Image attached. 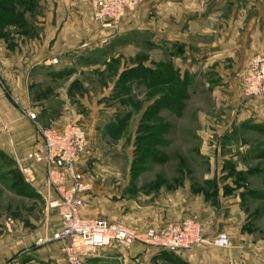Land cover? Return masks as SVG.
<instances>
[{
	"label": "rangeland",
	"instance_id": "obj_1",
	"mask_svg": "<svg viewBox=\"0 0 264 264\" xmlns=\"http://www.w3.org/2000/svg\"><path fill=\"white\" fill-rule=\"evenodd\" d=\"M78 1L76 10L88 17L80 14L68 21L67 16L53 19L56 10L68 13V7L53 5V0H0V44L22 64L26 52L48 59L31 68L28 77L38 107L36 126L77 122L87 129L92 120L91 154L84 164L91 205L100 215L136 227L186 216L202 227L217 225L218 232H228L233 226L230 207L237 202L238 218L249 220L246 229L264 231V117L241 115L244 103L255 98L243 91L244 75L252 59L264 52L251 56L238 91L246 102L235 107L234 92L219 89L222 79L216 71L185 73L177 67L186 51L199 59L204 47L188 49L157 39L136 29L144 22L128 20L146 1L117 26L106 27L110 33L97 30L93 36L87 28L104 26L94 21L86 0ZM202 1L206 7H235L240 32L226 53L238 54L239 40H245L252 25L264 38V0ZM155 10L150 8L145 23L160 21ZM224 10L223 16L233 13ZM72 43L80 47L60 52L58 47ZM53 57L59 58L55 65L50 64ZM14 101L20 102L18 97ZM27 156L23 164L0 149V264H67L60 251L49 247L60 216L47 208L41 187L26 175ZM89 208L84 217H92ZM234 232L236 237L239 231ZM131 249H112L86 264H172L166 251L131 256Z\"/></svg>",
	"mask_w": 264,
	"mask_h": 264
},
{
	"label": "crops",
	"instance_id": "obj_2",
	"mask_svg": "<svg viewBox=\"0 0 264 264\" xmlns=\"http://www.w3.org/2000/svg\"><path fill=\"white\" fill-rule=\"evenodd\" d=\"M79 1L81 2L82 0ZM145 1V5L142 6L140 10L135 12L132 16L128 15L131 16L128 20L132 19L133 23L136 21L138 23L144 22L143 26H139V28L137 27L136 29L148 30L157 39L164 38L173 43H183L184 45H187V48L196 45L204 47V52L199 59H194L195 57L186 51L184 53L185 59L183 60V64H181V66L176 64L178 65L177 67H181L180 69L185 73L216 71L222 79L218 83L219 89H222L223 87L226 91L234 92L231 97L234 99V106L237 107L238 104L246 102V99L242 98L241 94L238 93L241 77L246 72V67L249 64V60L252 58L251 56L258 52H264V38L262 39L259 37L258 31L256 33V30H253L255 27L252 25V27L250 26L247 28V31L245 32L246 37H244L246 42H244L245 40H239L240 45L238 48L240 51L238 54L226 53L227 49H229L228 46L234 45L233 43L236 41L240 32L238 29V21L234 18L235 7H233V5H230L229 7L228 4L227 6L221 4L219 6L212 5L206 7L202 0ZM52 3L53 5L58 4V6L64 5L68 7V13L63 14V16L60 15V12L63 11L56 10V12L53 13V19L58 17L57 19L60 20V16L61 18L67 16L68 21L76 20L77 17H81L80 14H84V17H88V12L84 13L83 11L76 10L75 5L77 4V0H53ZM151 7L154 9L156 8L155 12L160 14L162 18L160 21L149 20L148 23H145L148 19ZM226 7L228 8V11H232L233 13L229 12L223 16ZM46 24L48 23L46 22ZM107 30L108 28L106 27H96L92 31L91 28H87L86 34L93 36V31H97V34L102 35L104 33H110ZM228 36H231L229 41ZM196 37L200 40L195 42ZM247 41L252 43L248 46ZM88 44L89 43L84 44L83 47ZM76 47L80 46L72 43L58 48L61 52L72 51V49L75 50ZM5 49L6 46L0 44V149L8 152L11 156H15L24 164L26 163V159L24 160V158H26L38 138L36 124L28 117V115H26L27 109L36 111L38 108L34 105L36 102L31 99L32 90L29 89L30 86L28 85L29 72L34 66L42 64L46 65L48 59L45 55L40 58L36 57V55L31 56V54L26 52L24 57H22L24 58L22 64V60L16 58L11 50L5 51ZM27 55L28 57H26ZM176 61H180V59H176ZM13 62L16 63V68L11 66ZM60 74V77L64 75L63 71H61ZM14 97H18L20 101L19 104L15 103ZM254 99L244 103L245 108L241 115L245 118H250L252 115L264 117V97L259 96ZM91 129L92 120H89L87 121V134H89V136ZM29 165L34 173V180H32V182H35L36 185L41 187L43 194H45V192H47L45 167L37 163H29ZM238 205L239 204L235 202L230 207L233 226L228 229L229 233H226L228 234L229 239L230 235H233V239H231V245L229 247L214 248L211 245L201 244L192 250H188L178 255L190 264H264V231L261 232L260 229V231L255 234L251 229H246L249 220L243 222L242 219L238 218L239 213L241 212V208H239ZM84 210L86 209H82L81 212ZM88 210L93 211L91 214L93 217L100 215L98 208L93 207V205H91V208ZM108 218L110 217L108 216ZM165 218L166 217H161L160 219H154V221L142 223L140 224V227L145 225L160 226L167 224L172 220ZM185 218L186 216H183V218L176 220L173 219L172 221H181ZM198 218L200 220L202 216L200 215ZM115 220L121 222L124 221L125 223L134 226V224H131V222L126 219ZM236 229H238L239 232L235 237L234 230ZM209 231H211L210 234ZM203 232L209 234V236H215L216 233H218V227L216 225L213 228L211 225L208 228V226L205 225V227L203 226ZM49 247L52 251H60L61 253L58 252V255H60L64 262L68 264L62 251L61 243L54 241ZM109 250L112 249H108V251ZM155 250H157V248H146L139 244L133 247L129 254L133 256L138 254L139 251H145L144 254H151L152 252H155ZM108 251L100 253L101 255L99 254V256L105 257Z\"/></svg>",
	"mask_w": 264,
	"mask_h": 264
},
{
	"label": "built area",
	"instance_id": "obj_3",
	"mask_svg": "<svg viewBox=\"0 0 264 264\" xmlns=\"http://www.w3.org/2000/svg\"><path fill=\"white\" fill-rule=\"evenodd\" d=\"M94 21L104 27H114L136 11L145 0H86ZM59 62L53 57L50 64ZM244 75L246 97H264V56H255ZM26 115L36 121L37 113L27 109ZM38 138L28 153L29 163L45 167L47 208L56 210L60 226L52 234L53 241L62 244L68 264H86L93 257L108 249H131L137 245L146 248L180 254L201 244L227 248L231 239L226 232L207 237L202 224L185 218L160 226H131L124 221L112 220L99 215L84 217L81 209L91 205L89 200L90 181L85 165L91 154L89 134L77 122L53 127L37 124ZM28 178L34 180L30 165L25 166Z\"/></svg>",
	"mask_w": 264,
	"mask_h": 264
},
{
	"label": "trees",
	"instance_id": "obj_4",
	"mask_svg": "<svg viewBox=\"0 0 264 264\" xmlns=\"http://www.w3.org/2000/svg\"><path fill=\"white\" fill-rule=\"evenodd\" d=\"M173 253L174 252L166 251V254L164 256H166L165 258L167 262L172 263V264H190L188 261L183 260L180 256L179 257L173 256Z\"/></svg>",
	"mask_w": 264,
	"mask_h": 264
},
{
	"label": "bare ground",
	"instance_id": "obj_5",
	"mask_svg": "<svg viewBox=\"0 0 264 264\" xmlns=\"http://www.w3.org/2000/svg\"><path fill=\"white\" fill-rule=\"evenodd\" d=\"M89 208V207H88ZM85 209H87V208H85ZM82 210V209H81Z\"/></svg>",
	"mask_w": 264,
	"mask_h": 264
}]
</instances>
